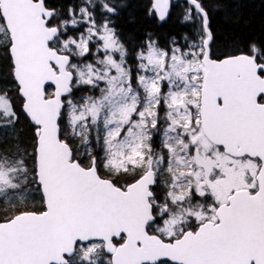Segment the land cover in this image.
<instances>
[{
    "label": "snow or ice",
    "instance_id": "snow-or-ice-1",
    "mask_svg": "<svg viewBox=\"0 0 264 264\" xmlns=\"http://www.w3.org/2000/svg\"><path fill=\"white\" fill-rule=\"evenodd\" d=\"M190 4L207 38L187 51L149 40L130 65L87 5L60 19L46 0H0L34 128L31 169L0 158V200L41 193L0 217V264H264V50L214 59L208 14ZM18 119L0 89V127Z\"/></svg>",
    "mask_w": 264,
    "mask_h": 264
},
{
    "label": "trees",
    "instance_id": "trees-1",
    "mask_svg": "<svg viewBox=\"0 0 264 264\" xmlns=\"http://www.w3.org/2000/svg\"><path fill=\"white\" fill-rule=\"evenodd\" d=\"M95 1L91 10L98 24L108 21L120 42L128 50V62L133 64L135 53L149 40L158 47L169 50L173 46L184 47L188 41L205 38L202 16L197 15L194 6L185 0H171L168 16L161 20L153 11L152 0H90ZM208 14V28L212 34L209 49L213 58L246 53L254 44L264 50V0H198ZM49 7L55 8L60 19L68 18L69 8L84 5L85 0H46ZM108 3L116 11L109 13L103 8ZM191 10V20H185ZM55 22V21H54ZM87 24L80 26L82 31ZM71 34V32L69 33ZM94 49V48H93ZM0 89L9 90L19 119L9 127H0V158L24 160L32 168L34 128L22 110V100L16 92L11 75V59L3 42L0 44ZM88 92L87 88L77 92V97ZM99 151V149H96ZM25 189L33 191L41 199L40 191L34 184ZM27 199L21 205H7L0 201V217L12 214L17 208H35ZM101 258L109 257L102 253Z\"/></svg>",
    "mask_w": 264,
    "mask_h": 264
},
{
    "label": "rangeland",
    "instance_id": "rangeland-1",
    "mask_svg": "<svg viewBox=\"0 0 264 264\" xmlns=\"http://www.w3.org/2000/svg\"><path fill=\"white\" fill-rule=\"evenodd\" d=\"M85 4L82 5V6H85L87 5L89 7V10L91 11L93 8H94V4H95V1H90L89 0H85ZM92 12V11H91ZM93 14V12H92ZM104 22L100 23V24H103ZM202 39V38H201ZM201 39H195V40H192V41H188L184 44V47L181 48L182 50L184 51H187L188 50V47L190 45H192L193 43H196V44H199ZM3 42V38L0 37V44ZM173 47H176V46H173ZM180 47V46H178ZM93 51H95V48L93 49ZM117 58H118V53L116 54ZM101 87H103V85H101ZM95 95H99V92H95L94 93ZM161 116H163V112H161ZM157 142H159V137H157ZM81 151H83V149H81ZM102 155V153H100ZM160 189H158L159 191ZM41 195V193H40ZM9 198H10V202L9 200H0V201H3L4 203H6L7 205H21L23 204V202H25L27 199L32 203V204H36L39 202V200H41L39 197H37L36 195H34L33 191L30 190V189H23L21 192H18V193H9L8 194ZM28 201V202H29Z\"/></svg>",
    "mask_w": 264,
    "mask_h": 264
},
{
    "label": "water",
    "instance_id": "water-1",
    "mask_svg": "<svg viewBox=\"0 0 264 264\" xmlns=\"http://www.w3.org/2000/svg\"><path fill=\"white\" fill-rule=\"evenodd\" d=\"M189 5H191L190 4V0H185ZM156 2V0H152V4H154ZM170 4H171V0H169V6H168V13H167V15H166V17L168 16V14H169V11H170ZM193 6V5H192ZM157 13V15H158V17H159V13L158 12H156ZM165 17V18H166ZM202 26H203V22H202ZM208 31H209V28H208ZM210 32V31H209ZM205 38H207V37H205ZM211 41V40H210ZM210 41H209V43H210ZM242 54H246V53H237V54H232V55H242ZM229 56V55H228ZM224 57H226V56H224ZM224 57H221L220 59H222V58H224ZM214 59H216V58H214ZM27 117V116H26ZM28 118V117H27ZM28 120L30 121V119L28 118ZM30 123L32 124V122L30 121ZM33 125V124H32Z\"/></svg>",
    "mask_w": 264,
    "mask_h": 264
}]
</instances>
